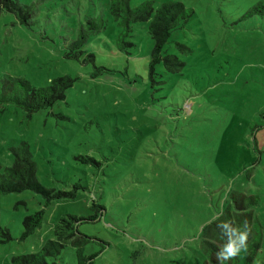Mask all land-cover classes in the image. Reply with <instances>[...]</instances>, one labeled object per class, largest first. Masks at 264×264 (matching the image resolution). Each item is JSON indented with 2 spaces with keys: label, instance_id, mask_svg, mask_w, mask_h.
Instances as JSON below:
<instances>
[{
  "label": "rangeland",
  "instance_id": "374dc122",
  "mask_svg": "<svg viewBox=\"0 0 264 264\" xmlns=\"http://www.w3.org/2000/svg\"><path fill=\"white\" fill-rule=\"evenodd\" d=\"M20 1L35 3L38 17L26 26L0 9V79L74 81L63 100L30 115L0 105V164L9 166L11 147L25 141L45 187L86 189L47 206L33 191L0 193V226L11 235L0 236V264L37 250L60 216L93 213L91 202L103 210L78 228L92 238L86 253L98 252L93 264H201L200 229L231 191L259 198L262 240L250 264H264V16L239 19L264 0H178L194 14L166 47L185 65L174 74L158 65L162 82L153 85L145 24H133L128 40L136 47L118 50L108 0ZM96 15L104 26L86 43L94 65L65 59V43ZM174 42L191 52L178 53ZM94 66L103 70L93 78ZM40 209V228L21 240L23 217ZM236 255L233 264H245L243 251Z\"/></svg>",
  "mask_w": 264,
  "mask_h": 264
},
{
  "label": "trees",
  "instance_id": "16d2710c",
  "mask_svg": "<svg viewBox=\"0 0 264 264\" xmlns=\"http://www.w3.org/2000/svg\"><path fill=\"white\" fill-rule=\"evenodd\" d=\"M154 0H143L131 6V0H108L106 9L119 27L115 46L118 50L128 52L136 44L128 37L134 23L145 24L152 39L149 50L146 77L150 84L161 83L157 80V66L161 65L164 73H178L185 63L178 56L169 52L166 44L171 32L181 29L194 14L191 7H187L178 0H164L155 4ZM0 9L11 13L16 22L29 26L36 19L35 3H22L20 0H0ZM253 15L264 16V2L258 1L248 8L239 19H246ZM104 26L100 15L86 18L81 24L74 38L65 43L63 56L67 60L78 61L83 64L94 65V55L87 51L88 37L97 34ZM175 50L187 55L191 48L184 43L174 42ZM103 70L94 66V78ZM74 77L70 75L58 76L46 85L35 86L28 80L18 77L0 79V105L12 104L25 111L27 115L39 110L50 108L65 98L66 90L73 84ZM255 129L253 128L252 132ZM12 163L9 166L0 164V193L33 191L44 199V206L52 201L68 200L76 197L79 189H86V183H74L70 190H58L45 187L36 176L37 165L33 159L29 144L25 141L11 147ZM81 158V157H80ZM86 162L93 161L92 157L82 158ZM258 196L245 194L241 191H231L220 212L205 223L200 229L199 248L204 258L201 264H233L237 260L236 252L242 250L245 264H250L256 252L261 247V224L253 210L258 203ZM93 201V199L91 200ZM88 208L93 212L87 216L66 214L60 216L52 225V236L44 237L40 247L35 251L13 254L10 264H69L64 255L74 256L75 264H93L98 252L86 253L85 246L92 240L82 233L78 226L82 222L97 220L103 206L91 202ZM44 218V210L40 209L27 214L22 219L23 230L20 239L24 240L40 228ZM10 231L0 226L1 241L11 239ZM231 250V251H229Z\"/></svg>",
  "mask_w": 264,
  "mask_h": 264
},
{
  "label": "snow or ice",
  "instance_id": "6c2138e0",
  "mask_svg": "<svg viewBox=\"0 0 264 264\" xmlns=\"http://www.w3.org/2000/svg\"><path fill=\"white\" fill-rule=\"evenodd\" d=\"M229 251H231V250H229Z\"/></svg>",
  "mask_w": 264,
  "mask_h": 264
}]
</instances>
